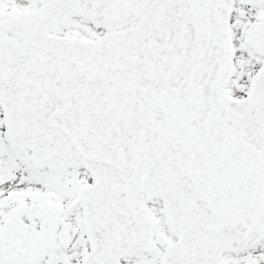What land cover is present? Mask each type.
Returning a JSON list of instances; mask_svg holds the SVG:
<instances>
[{"label":"snow or ice","instance_id":"snow-or-ice-1","mask_svg":"<svg viewBox=\"0 0 264 264\" xmlns=\"http://www.w3.org/2000/svg\"><path fill=\"white\" fill-rule=\"evenodd\" d=\"M0 264H264V0H0Z\"/></svg>","mask_w":264,"mask_h":264}]
</instances>
